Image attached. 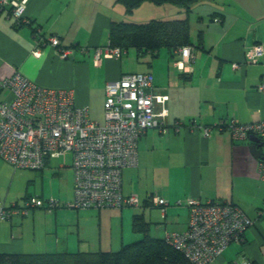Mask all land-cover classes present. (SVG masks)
I'll return each mask as SVG.
<instances>
[{
  "label": "crops",
  "instance_id": "1",
  "mask_svg": "<svg viewBox=\"0 0 264 264\" xmlns=\"http://www.w3.org/2000/svg\"><path fill=\"white\" fill-rule=\"evenodd\" d=\"M143 6L157 13L145 11L138 21L186 15L182 7L170 3L146 1L135 10ZM124 10L116 0H27L30 25H16L9 8L0 10V76L19 69L39 84L72 88L75 102L88 105L89 116L98 109L103 115L105 84L124 72L152 71L157 90L168 95L167 130L147 129L138 141L137 164L123 170V193L138 195L136 208L65 206L73 196L72 158L67 161L71 154L51 157L42 169L28 170L33 192L20 200L6 188L12 166L0 157V198L7 205H22L33 194L62 202L51 211L33 207L27 214L13 213L1 220L0 253L116 250L142 237L132 227L135 213L151 222L153 236L164 237L187 228L185 202L192 196L236 203L254 220L243 240L227 245L215 264H232L240 256L264 264V180L250 150L252 135L234 140L218 126L231 119L242 123L264 119V90L258 89L264 83V59L244 63L248 48L256 42L264 45V0L195 3L188 13L194 56L182 70L174 64L181 54L172 55L166 47L156 55L163 56V64L132 48L119 58L94 61L96 47L109 41L112 20H137ZM52 34L73 48L70 56L58 55L48 41ZM8 95L7 89L0 91V99ZM176 120L178 127L173 125ZM205 126L209 135L203 132ZM54 158L61 161L52 164ZM153 194L166 198L164 214L152 202Z\"/></svg>",
  "mask_w": 264,
  "mask_h": 264
},
{
  "label": "built area",
  "instance_id": "2",
  "mask_svg": "<svg viewBox=\"0 0 264 264\" xmlns=\"http://www.w3.org/2000/svg\"><path fill=\"white\" fill-rule=\"evenodd\" d=\"M27 0H0V10H7L16 25L28 24L25 15ZM218 20V18H216ZM62 58L73 53L63 46L58 35L48 37ZM39 54V50L33 51ZM181 54L174 64L180 70L193 59L190 45L176 50ZM125 50L109 43L95 49L94 61L102 57L119 58ZM264 59V45L254 43L245 52V62ZM235 67L240 64L235 63ZM8 97L0 99V157L13 168L42 169L51 157L71 154L73 196L64 205L72 208L138 206L136 193L124 194L123 170L138 162V141L149 128L167 130L168 95L159 92L150 70L124 72L105 84L104 121L89 116L87 104L75 102L74 90L39 84L21 70L0 76V91ZM264 90V83L258 85ZM179 120L173 125L178 127ZM227 129L234 140L256 135L264 142V119L239 122L236 119L218 124ZM206 135L209 127H203ZM264 157V152L261 153ZM258 172L264 180V158H258ZM152 202L165 212L166 198L153 194ZM188 210L187 228L166 233L165 240L178 249L190 264H215L224 248L241 242L245 230L254 220L236 203L220 200H201L190 196L185 202ZM62 202L54 196L29 195L22 205H7L0 198V221L13 213L27 214L33 207L51 211ZM232 264H255L240 256Z\"/></svg>",
  "mask_w": 264,
  "mask_h": 264
},
{
  "label": "trees",
  "instance_id": "3",
  "mask_svg": "<svg viewBox=\"0 0 264 264\" xmlns=\"http://www.w3.org/2000/svg\"><path fill=\"white\" fill-rule=\"evenodd\" d=\"M116 1L129 13L142 2L149 1L158 5H178L184 9L186 15L145 21L112 20L108 41L111 46H119L125 51L134 48L140 54L150 53L156 56L161 47H166L174 55L177 48L192 44L188 13L199 0ZM151 225L142 213H135L132 227L142 237L125 243L116 250L1 252L0 264H190L164 237L153 236Z\"/></svg>",
  "mask_w": 264,
  "mask_h": 264
},
{
  "label": "rangeland",
  "instance_id": "4",
  "mask_svg": "<svg viewBox=\"0 0 264 264\" xmlns=\"http://www.w3.org/2000/svg\"><path fill=\"white\" fill-rule=\"evenodd\" d=\"M144 2H146V1H144ZM135 8L133 9V11L135 10ZM145 11H146V13H153V14L157 13V9H149V8L144 7V6L140 7L139 9H136L133 13L130 12L131 14L129 12H126V10H124L123 12L127 14V17H129V18L132 17L133 19H135V20L137 19L136 21H138V19H141V16H139V15L146 14ZM132 50H134V48H132ZM165 50H166L165 47L161 48V52H163ZM145 54H147V58L148 59L150 58V60L152 59L153 62H154V60H156L158 62V64H161V63L163 64V62H161V60L163 61V56L158 55V56L151 58L152 55L150 53H145ZM166 64H167V62L165 60L164 65L166 66ZM90 116L93 118L99 119V121L101 123H103V121H104L103 115H102V109H98L96 113L90 114ZM263 148H264V146H263ZM70 158H71V155H68L67 161H70ZM59 161H61V158H54L51 160V163L56 164ZM13 169L14 168L12 167L10 175L8 176L6 188L8 187V189H10L11 192H14L15 196H17L21 200L22 196L26 192H29V193L33 192V184H32V182L28 176V173H27L28 170H31V169H27V168H16L15 170H13ZM33 195H35V194H33ZM131 207H134V206H131Z\"/></svg>",
  "mask_w": 264,
  "mask_h": 264
},
{
  "label": "water",
  "instance_id": "5",
  "mask_svg": "<svg viewBox=\"0 0 264 264\" xmlns=\"http://www.w3.org/2000/svg\"><path fill=\"white\" fill-rule=\"evenodd\" d=\"M251 140L253 141L250 145V150L253 153L254 156L257 158H264L263 155H261V145L264 144L263 141L260 140V138L256 135L250 136Z\"/></svg>",
  "mask_w": 264,
  "mask_h": 264
}]
</instances>
